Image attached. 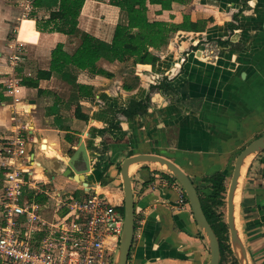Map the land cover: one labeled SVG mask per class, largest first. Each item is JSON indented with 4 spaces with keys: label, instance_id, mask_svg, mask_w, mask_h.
Instances as JSON below:
<instances>
[{
    "label": "crops",
    "instance_id": "obj_1",
    "mask_svg": "<svg viewBox=\"0 0 264 264\" xmlns=\"http://www.w3.org/2000/svg\"><path fill=\"white\" fill-rule=\"evenodd\" d=\"M21 1L0 0V143L12 132L14 107L5 97L1 81L10 71L6 53L12 41V26L18 22L24 45L19 75L39 81L22 105L28 111L24 118L33 138L28 143L34 158L32 174L36 180L46 177L49 185L44 188L35 184L27 188L26 196L40 202L42 215L49 220L65 213V206L59 207L62 196L84 198L97 192L121 206L118 164L129 155H164L202 184L205 177L232 168L242 148L264 135V0H188L166 10L160 4L149 3L150 20L171 21L173 13L178 23L185 15L192 21L213 20L202 32L178 31L158 52L161 59L155 67L102 59L99 65L112 76L80 70L79 91L59 75L41 79L38 72L49 69L51 52L57 44L73 52L81 35L38 30L34 13L30 19L18 21ZM57 9L75 15L80 31L100 41L110 42L116 26L128 22L126 13L110 0H86L82 6L47 0L35 11L39 18L48 19ZM236 15L238 20H234ZM230 21L238 24L233 32L228 26ZM218 38H229L232 45L223 56L210 55L211 44L207 42L215 46L213 40ZM166 77L176 93L159 88ZM134 84L131 90L127 88ZM146 96L151 104L145 116L129 121L122 113L115 116L108 111L110 107L125 108L132 99ZM113 124L121 127L124 137L112 134L109 127ZM81 138L95 167L86 178L91 186L77 181L72 172L65 174L69 152L76 149ZM100 157L103 165L99 167ZM136 165V170L144 166L140 179L145 183L149 164ZM150 166L164 169L156 163ZM3 196L4 172L0 174V231L4 224ZM177 199L178 193L172 187L159 185L154 189L145 184L137 207L140 226L135 230L127 264H207L208 242L190 211L173 210ZM238 202L242 238L249 256L255 264H264V151L249 161Z\"/></svg>",
    "mask_w": 264,
    "mask_h": 264
},
{
    "label": "built area",
    "instance_id": "obj_2",
    "mask_svg": "<svg viewBox=\"0 0 264 264\" xmlns=\"http://www.w3.org/2000/svg\"><path fill=\"white\" fill-rule=\"evenodd\" d=\"M35 1H21L18 21L32 17ZM20 27L16 26L9 44L6 56L10 71L2 81L14 109L11 135L0 143V168L4 172L0 264H112L123 230L122 205L97 192L84 198L62 196L59 207L65 206V213L49 220L42 215L40 202L26 196L27 188L36 187V177L28 148L33 138L24 118L28 111L22 106L25 99L18 70L24 58ZM180 201H184L183 195Z\"/></svg>",
    "mask_w": 264,
    "mask_h": 264
},
{
    "label": "trees",
    "instance_id": "obj_3",
    "mask_svg": "<svg viewBox=\"0 0 264 264\" xmlns=\"http://www.w3.org/2000/svg\"><path fill=\"white\" fill-rule=\"evenodd\" d=\"M47 0H36L35 6L42 7ZM86 0H53V3H69L75 6L84 5ZM188 0H110L112 5L120 7L127 15L128 22L116 26L113 39L108 42L98 40L90 33L83 34L78 28V19L75 15L57 9L50 13L48 19L39 18L34 11L33 18L36 19V27L41 31L62 32L68 35L80 36L81 40L73 52L65 49L64 44L59 43L51 52L50 67L48 70L38 72V78L49 79L53 74L59 75L65 82L79 91L77 74L88 71L92 74L112 76L113 74L99 65L100 60L110 62L119 61L124 63H149L152 66L160 61L159 51L167 46L173 35L180 31H205L212 17L192 21L189 15H185L181 23L170 21L150 20L148 16V4H160L163 9H172L174 3L184 4ZM51 5V4H50ZM52 6V5H51ZM239 18V15H236ZM30 23V22H29ZM28 23V25H29ZM229 26V24H228ZM230 30L237 29L238 24L230 23ZM233 31V30H232ZM219 42H223L220 38ZM22 84L24 78L21 77ZM134 85H128L130 90ZM150 106L149 97L145 99H133L121 112L129 121L135 116H143L148 112ZM114 111V109H113ZM119 138L126 134L121 128ZM106 129L99 130L104 132ZM225 174L217 173L212 180V192L201 199L204 212L215 230L221 246L220 264H239L233 254L229 243L228 226L219 208L225 203L226 192ZM124 213V207H121ZM233 256L228 261L227 254Z\"/></svg>",
    "mask_w": 264,
    "mask_h": 264
},
{
    "label": "water",
    "instance_id": "obj_4",
    "mask_svg": "<svg viewBox=\"0 0 264 264\" xmlns=\"http://www.w3.org/2000/svg\"><path fill=\"white\" fill-rule=\"evenodd\" d=\"M77 145L78 148L68 160V165L70 166V168L67 169L65 174H70L73 169L78 173L77 175H75V179L77 181L82 182L83 184H85V186H91V184L86 180L87 174H90V172L92 171L90 155L86 146V142L81 138ZM263 150L264 135L254 139L242 151H240L234 162L231 179L228 186L227 224L229 227L231 248L239 264L255 263L253 262V260H251L246 244L242 238L239 202L237 206L236 195L241 189L240 179L242 177V170L244 165L246 164V160L248 159V157H253V155ZM79 160H82L83 162L82 167H78L76 165L77 161ZM144 162L156 163L158 166L172 172V174L180 181L188 194L196 221L201 231L207 238L210 249V258L207 264H219L221 256L219 239L203 211L200 197L198 195L195 184L192 182L188 174L175 162L164 156L151 153L129 155L121 164V175L123 179L124 190V224L117 250L114 253L112 264H127V261L129 259L135 234V199L132 180L130 177V168L133 164Z\"/></svg>",
    "mask_w": 264,
    "mask_h": 264
},
{
    "label": "flooded vegetation",
    "instance_id": "obj_5",
    "mask_svg": "<svg viewBox=\"0 0 264 264\" xmlns=\"http://www.w3.org/2000/svg\"><path fill=\"white\" fill-rule=\"evenodd\" d=\"M234 20H238V18H237V16H235L234 17ZM230 23H232V24H236V22L234 21H230L229 22V27H230ZM233 31H234V29H232ZM231 30V32H233ZM219 39V38H218ZM218 39H214L213 41H215L217 44H215V46H213L212 45V43L210 42V41H208L207 42V44H211V47H209V49H210V51H209V54L210 55H212V54H214L215 56L216 55H220V56H223V54H225L226 53V51H228L229 49H230V47H231V45H232V42H231V40L228 38V39H221L223 42L221 43V42H219L218 41ZM212 41V42H213ZM220 45H222V46H224V47H221L220 48ZM197 48V47H196ZM196 50V49H195ZM154 67V66H153ZM169 81H170V79H167V77L166 78H164L163 80H162V82L158 85L159 86V88H161L162 90H164V91H167L168 93H176V91H175V89L171 86V85H169L170 83H169ZM147 97H149V96H146L145 98H147ZM145 98H143V99H145ZM133 100V99H132ZM131 100V101H132ZM140 100V99H139ZM130 101V102H131ZM151 101V99H150V97H149V102ZM181 101V99H179V102ZM130 104V103H129ZM150 104H151V102H150ZM126 108V107H125ZM149 108H150V106H149ZM113 109H114V111H113ZM119 109H123V108H112V107H110L109 109H108V111L110 112V113H112L113 115H118L119 113H121V112H118L117 110H119ZM149 113V109H148V112L146 113V114H148ZM145 114V115H146ZM145 115H143V116H145ZM141 116V115H140ZM134 119V118H133ZM121 128L120 126H118V125H112L111 127H109L110 129H111V132H112V134L117 138L119 135H120V130L119 129H117V128ZM122 130V129H121ZM123 131V130H122ZM259 137H260V135H259ZM256 138H258V136L256 137ZM254 140V139H253ZM252 140V141H253ZM250 143V142H249ZM248 143V144H249ZM247 144V145H248ZM247 145H245L243 148H242V150L247 146ZM78 148V145H77V147H76V149ZM76 149L74 150V149H72L69 153H70V155H69V159H70V157L74 154V152L76 151ZM241 150V151H242ZM264 151V150H263ZM89 152V151H88ZM140 154V153H139ZM150 154V153H149ZM151 154H156V153H151ZM89 155H90V152H89ZM158 155H161V154H158ZM100 156H101V154H100ZM161 156H164V155H161ZM128 157V156H127ZM164 157H166V156H164ZM126 158V157H125ZM166 158H168V157H166ZM68 159V160H69ZM168 159H170V158H168ZM170 160H172V159H170ZM81 161V162H80ZM124 161V159L118 164V169H119V175H120V178H121V188H122V192H123V197H122V206L121 207H124V190H123V179H122V175H121V164H122V162ZM173 162H175L174 160H172ZM78 162H80V163H78ZM90 162H91V157H90ZM145 163V162H144ZM176 163V162H175ZM138 164H141V163H138ZM143 164V163H142ZM147 164H149V165H146V168L148 169V171H149V178L147 179V180H145V183L140 179V171L143 169V167L144 166H141L138 170H133V171H130V177H131V180H132V185H133V192H134V199H135V230L140 226V218H139V213H138V211H137V207H138V201H139V198H140V196L143 194V191H144V187H145V184H146V187L147 188H154V189H157L158 188V186L159 185H165V186H167V187H172L173 189H175L176 191H177V193H178V199L175 201V203L173 204V206H172V208H173V210L176 212V213H178V212H183V211H190V213L192 214V216H193V219H194V221H195V223H196V225L199 227V225H198V223H197V221H196V218H195V214H194V211H193V208H192V206H191V203H190V200H189V197H188V194H187V192H186V190L184 189V187L182 186V184L180 183V181L172 174V172H170L169 170H167V169H162V170H160V169H157V168H151V166H150V163H147ZM178 166H180L178 163H176ZM76 165L78 166V167H82L83 166V162H82V160H79V161H77V163H76ZM101 165H103V160L101 159V157H100V160H99V162H98V166L100 167ZM68 167L70 168V166L68 165ZM67 167V168H68ZM181 167V166H180ZM93 168H95V167H92V163H91V170L93 169ZM182 168V167H181ZM72 169V168H71ZM183 169V168H182ZM184 170V169H183ZM232 170V169H231ZM185 171V170H184ZM72 173V175H77L78 173L75 171V170H73L72 169V171H71ZM132 172V173H131ZM186 172V171H185ZM187 174H188V172H186ZM217 173H221V172H217ZM217 173H215V174H212V175H210V176H207V177H205L204 178V183H202V184H197L196 183V181H195V179L191 176V175H189L188 174V176L190 177V179L192 180V182L195 184V186H196V189H197V192H198V195H199V197H200V201H201V199L202 198H204L206 195H209L211 192H212V180H213V177L217 174ZM223 174H225V176H226V179H225V186H226V192L224 193V196H225V198H224V200H225V203H224V205L223 206H221L220 208H219V211L220 212H222L223 213V218L225 219V222H226V224H227V191H228V186H229V183L227 184V180H228V177L231 175V171H230V167L226 170V172L224 173V172H222ZM161 183V184H156V183ZM181 195H183V197H184V201L183 202H181L180 201V196ZM139 197V198H138ZM201 205H202V201H201ZM224 206H226V214L224 213V211H222V208L224 207ZM202 208H203V205H202ZM121 209V208H120ZM203 211H204V209H203ZM205 213V212H204ZM206 215V214H205ZM207 217V216H206ZM208 219V218H207ZM209 221V220H208ZM210 223V222H209ZM212 226V225H211ZM227 226H228V224H227ZM199 229H200V227H199ZM201 230V229H200ZM215 231V230H214ZM228 231H229V227H228ZM216 233V232H215ZM201 235H202V238H204L206 241H207V238L205 237V235L203 234V232L201 231ZM217 235V234H216ZM228 235H229V243H230V233H228ZM218 237V236H217ZM134 241V240H133ZM219 243H220V241H219ZM231 245V244H230ZM220 252H221V246H220ZM229 255H231L230 253L229 254H227V259H228V261H231L232 260V258H233V256L231 257V259L230 258H228L229 257ZM130 256V255H129ZM209 256H210V249H209ZM129 260V259H128ZM220 261H221V256H220ZM127 263H128V261H127ZM219 264H220V262H219Z\"/></svg>",
    "mask_w": 264,
    "mask_h": 264
},
{
    "label": "rangeland",
    "instance_id": "obj_6",
    "mask_svg": "<svg viewBox=\"0 0 264 264\" xmlns=\"http://www.w3.org/2000/svg\"><path fill=\"white\" fill-rule=\"evenodd\" d=\"M163 10H166V9H163ZM178 17L176 16V14L175 13H173L171 16H170V22H175V23H178V21L176 20ZM127 22H125V23H123V24H126ZM19 24H18V22L16 23V24H14L13 26H12V31H11V37H14V34L16 33V26H18ZM177 33V32H176ZM175 33V34H176ZM175 34L173 35V36H175ZM174 38V37H173ZM171 42V41H170ZM169 45V44H168ZM167 45V46H168ZM167 46H165V47H167ZM164 47V48H165ZM29 48L31 49L32 47L31 46H29ZM38 51H40V50H38ZM41 52V51H40ZM41 66V65H40ZM41 68H42V66H41ZM20 76V75H19ZM21 77H23L24 78V82H23V92H22V96L24 97V99H26V98H28L29 97V95H31L32 94V92L34 91V89H35V87L37 86V84L39 83V81H37V80H35V79H32V78H29V77H25V76H23V75H21L20 76V78ZM5 78V77H4ZM3 79V78H2ZM1 79V80H2ZM4 80V79H3ZM2 80V81H3ZM2 81H1V83H2ZM3 92H4V95H5V97L7 98V99H9V100H11V98L5 93V89H3ZM29 107V106H28ZM25 114V116H27L28 117V112H25L24 113ZM29 136H31V134H29ZM36 146H37V144H36ZM37 148V147H36ZM248 164H249V162H248ZM248 164L246 165V167H245V169H244V174H245V172H246V170H247V166H248ZM233 167H234V165H233ZM233 167L232 168H230V171H231V175H232V171H233ZM232 169V170H231ZM3 173V170L0 168V174H2ZM231 175L228 177V180H227V184L230 182V179H231ZM243 177V176H242ZM47 178L45 177V180H46ZM44 179H39V180H36L35 181V183L36 184H38L39 186H41V187H44V188H46V187H49V185L48 184H46V181H45ZM243 181V180H242ZM51 188V187H50ZM239 201V200H238ZM52 204H53V202H52ZM222 211H224V213L226 214V206H224L223 208H222ZM238 218H239V212H238ZM231 255H229V257L228 258H230L231 259ZM209 258V257H208ZM207 263H208V260H207ZM10 264H13V262H10Z\"/></svg>",
    "mask_w": 264,
    "mask_h": 264
},
{
    "label": "bare ground",
    "instance_id": "obj_7",
    "mask_svg": "<svg viewBox=\"0 0 264 264\" xmlns=\"http://www.w3.org/2000/svg\"><path fill=\"white\" fill-rule=\"evenodd\" d=\"M251 157H252V156L248 157V159L246 160V164L244 165L243 170H242V176H244V169H245L246 165L248 164V162L251 160ZM136 166H137L136 164H133V165L131 166L130 170H131V171L135 170ZM131 173H132V172H131ZM242 180H243V177H241V179H240V183H242ZM239 199H240V190L238 191V193H237V195H236V203H238V200H239Z\"/></svg>",
    "mask_w": 264,
    "mask_h": 264
}]
</instances>
